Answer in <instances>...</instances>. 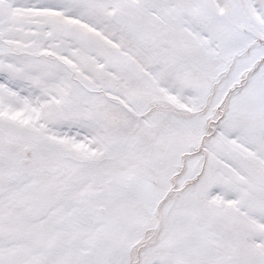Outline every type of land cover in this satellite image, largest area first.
Masks as SVG:
<instances>
[{"label": "snow or ice", "instance_id": "obj_1", "mask_svg": "<svg viewBox=\"0 0 264 264\" xmlns=\"http://www.w3.org/2000/svg\"><path fill=\"white\" fill-rule=\"evenodd\" d=\"M0 264H264V0H0Z\"/></svg>", "mask_w": 264, "mask_h": 264}]
</instances>
